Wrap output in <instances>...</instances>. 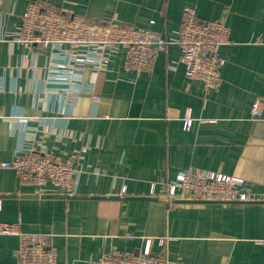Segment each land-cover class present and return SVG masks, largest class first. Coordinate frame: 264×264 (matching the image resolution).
<instances>
[{"label": "crops", "instance_id": "crops-1", "mask_svg": "<svg viewBox=\"0 0 264 264\" xmlns=\"http://www.w3.org/2000/svg\"><path fill=\"white\" fill-rule=\"evenodd\" d=\"M30 1L0 5V160L34 147L73 157L81 171L72 194L53 197L0 169V222L52 233L57 264L146 248L178 264H264V106L262 118L250 110L264 96V0H47L165 34L179 27L185 6L201 20L224 21L232 42L219 50L217 90L186 78L176 45L138 74L124 68L123 47L105 68L78 70L66 54L8 42ZM192 168L243 178L253 199L167 200L161 182ZM18 242L0 234V264L15 263Z\"/></svg>", "mask_w": 264, "mask_h": 264}, {"label": "built area", "instance_id": "built-area-1", "mask_svg": "<svg viewBox=\"0 0 264 264\" xmlns=\"http://www.w3.org/2000/svg\"><path fill=\"white\" fill-rule=\"evenodd\" d=\"M2 0H0V5ZM5 39L0 36V47ZM8 42L27 46L37 45L70 57L71 68L84 70L92 66H107L111 53L123 47L124 68L140 73L152 72L160 53L170 45L179 47L175 62L183 64L188 80L201 82L204 90H217L222 84L221 46L230 44L231 29L222 20H201L195 8L185 6L179 27L170 34L136 27L116 20H91L66 8H57L47 0H32L22 16L20 26ZM259 42V40H257ZM170 68H175L171 65ZM264 96L251 105L253 118H262ZM194 119L188 114L184 126L190 128ZM0 169H12L22 182L32 184L38 194L70 195L75 177L81 169L73 157L61 158L41 148L19 150L11 160H0ZM167 200L241 202L253 198L242 189L245 180L211 170L192 168L174 180L161 182ZM153 184L152 192L156 190ZM0 234L17 235L14 264H57V249L52 233L22 232L17 224L0 222ZM150 241V240H149ZM165 245V239L160 238ZM168 253L152 254L150 248L142 252L111 250L85 264H178Z\"/></svg>", "mask_w": 264, "mask_h": 264}, {"label": "water", "instance_id": "water-1", "mask_svg": "<svg viewBox=\"0 0 264 264\" xmlns=\"http://www.w3.org/2000/svg\"><path fill=\"white\" fill-rule=\"evenodd\" d=\"M50 196H53V197H68L67 195H50ZM207 202H227V201H207Z\"/></svg>", "mask_w": 264, "mask_h": 264}]
</instances>
